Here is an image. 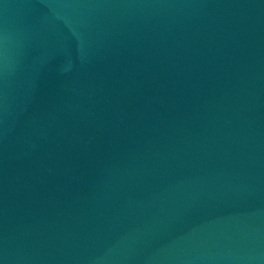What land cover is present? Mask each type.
<instances>
[{"label":"water","instance_id":"95a60500","mask_svg":"<svg viewBox=\"0 0 264 264\" xmlns=\"http://www.w3.org/2000/svg\"><path fill=\"white\" fill-rule=\"evenodd\" d=\"M0 264H264V0H0Z\"/></svg>","mask_w":264,"mask_h":264}]
</instances>
